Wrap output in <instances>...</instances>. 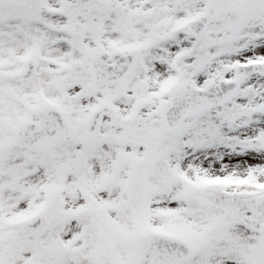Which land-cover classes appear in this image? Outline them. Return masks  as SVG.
I'll return each mask as SVG.
<instances>
[{
    "label": "snow or ice",
    "instance_id": "obj_1",
    "mask_svg": "<svg viewBox=\"0 0 264 264\" xmlns=\"http://www.w3.org/2000/svg\"><path fill=\"white\" fill-rule=\"evenodd\" d=\"M0 264H264V0H0Z\"/></svg>",
    "mask_w": 264,
    "mask_h": 264
}]
</instances>
